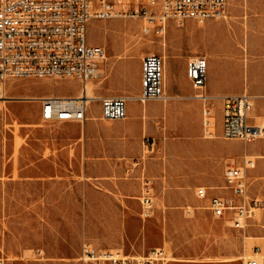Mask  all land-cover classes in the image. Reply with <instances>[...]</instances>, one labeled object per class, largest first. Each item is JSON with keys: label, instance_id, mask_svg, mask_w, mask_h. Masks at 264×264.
<instances>
[{"label": "rangeland", "instance_id": "obj_1", "mask_svg": "<svg viewBox=\"0 0 264 264\" xmlns=\"http://www.w3.org/2000/svg\"><path fill=\"white\" fill-rule=\"evenodd\" d=\"M144 24L90 22L88 42L107 52L89 83L96 97L139 95L141 86L129 79L128 65L140 77L144 56L162 55L169 44L184 45L186 23L171 21L158 36L143 33ZM6 92L0 102V257L15 264H81L84 241L131 255L166 247L170 264H243L256 248L264 253V139L245 145L222 138L220 106L215 107L218 137L200 134L194 140L216 147L194 151L189 130L169 122L162 103H133L138 113L129 110L126 120L111 122L101 119L95 102L84 123H50L41 119L39 99L76 96L77 81L14 79ZM148 105L154 111L144 110ZM263 111L256 103V114ZM245 153L257 161L248 182L250 198L260 205L245 230H238L215 218L209 201L196 192L205 163L241 165ZM143 177L156 182L149 219L142 218L139 199Z\"/></svg>", "mask_w": 264, "mask_h": 264}, {"label": "built area", "instance_id": "obj_2", "mask_svg": "<svg viewBox=\"0 0 264 264\" xmlns=\"http://www.w3.org/2000/svg\"><path fill=\"white\" fill-rule=\"evenodd\" d=\"M228 6V0H0V102L5 100L6 83L10 80L68 79L79 83L80 93L40 98L43 121L84 123L95 102L99 103L101 119L126 120L131 101H167L164 57L150 53L142 59L139 95L92 98L89 83L98 77L107 52L88 42L90 22L139 19L145 22L143 33L164 35L171 21L205 25L212 20H226ZM207 74L205 56L188 62V77L196 91L193 98L202 103L203 137L215 139L216 103L207 92ZM221 137L241 140L245 145L264 139V111L262 115L256 114L254 95L245 91L223 99ZM256 167V158L245 153L241 165H229L225 170L226 189L232 197H209L205 187H198L196 195L209 201L207 209L215 218L227 219L233 228L245 230L260 205L249 194L248 177ZM155 185L154 179L143 177L139 198L143 219L154 215ZM255 251L253 256L243 259V264H264V253L260 248ZM171 260L166 247L131 255L97 248L89 241L82 243L79 257L81 264H170ZM0 264H15V260L1 256Z\"/></svg>", "mask_w": 264, "mask_h": 264}, {"label": "crops", "instance_id": "obj_3", "mask_svg": "<svg viewBox=\"0 0 264 264\" xmlns=\"http://www.w3.org/2000/svg\"><path fill=\"white\" fill-rule=\"evenodd\" d=\"M228 5V21L212 20L205 25L186 22L184 45H166L161 53L165 60V92L168 99L154 102L163 104L164 116L169 122L189 130L187 134L193 141L190 149L194 151L213 149L217 143L195 142L203 134L202 103L193 98L196 91L188 77V62L192 58L199 54L207 58V92L216 106L222 109L225 97L245 91L256 97L260 107L264 106V0H233L231 5L228 0ZM123 70H126L125 66ZM128 71L129 79L139 88L142 73L137 76L130 65ZM220 156L225 160V154ZM225 165L221 163L217 167L205 163L203 166L205 176L197 182L199 187L208 189L209 197H232L226 189L225 170L228 165Z\"/></svg>", "mask_w": 264, "mask_h": 264}, {"label": "bare ground", "instance_id": "obj_4", "mask_svg": "<svg viewBox=\"0 0 264 264\" xmlns=\"http://www.w3.org/2000/svg\"><path fill=\"white\" fill-rule=\"evenodd\" d=\"M89 96L92 97V98L95 97V95H94V93H93V91H92L91 88H90V90H89ZM7 98H8V94H7V92H5V99H7ZM1 103L3 104V103H5V102L2 101ZM133 103H136V102H133V101L130 102V104H129V110H130V112L138 113L139 109L133 108V105H134ZM4 105H5V104H4ZM144 110H146V111H147V110H151V112L154 111V109H148L147 106H145ZM172 260H173V259H172Z\"/></svg>", "mask_w": 264, "mask_h": 264}]
</instances>
